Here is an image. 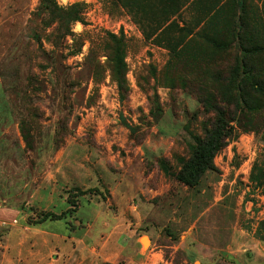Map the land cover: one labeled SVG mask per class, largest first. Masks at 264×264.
<instances>
[{
    "label": "rangeland",
    "instance_id": "374dc122",
    "mask_svg": "<svg viewBox=\"0 0 264 264\" xmlns=\"http://www.w3.org/2000/svg\"><path fill=\"white\" fill-rule=\"evenodd\" d=\"M54 1L47 24L40 0H0V260L264 264V108L257 131L230 123L197 186L175 178L215 119L207 102L237 95L242 46L264 79V0ZM80 2L83 24L58 21Z\"/></svg>",
    "mask_w": 264,
    "mask_h": 264
},
{
    "label": "trees",
    "instance_id": "16d2710c",
    "mask_svg": "<svg viewBox=\"0 0 264 264\" xmlns=\"http://www.w3.org/2000/svg\"><path fill=\"white\" fill-rule=\"evenodd\" d=\"M114 2H120V0H114ZM83 4L74 3V6L64 13L58 21L67 25L71 23L83 24ZM38 11L40 15L46 16V23H51L58 19L57 11L58 7L54 0H40ZM43 19V16L42 18ZM111 40L114 43V47L111 50L109 61L111 63V78L117 83L118 89L121 91L124 86L125 75V61L124 51L122 46V32L120 30L119 36L110 35ZM243 39L240 36V40ZM211 45L217 49H226V45L217 42L215 40H209ZM240 59L236 62V67L233 71L236 78V82L239 86H233L235 90V96L225 103V106L210 104L211 109L215 113V119L207 130L203 139H197L193 146L189 157L183 161L179 171L175 178L176 180L189 188H194L200 182L201 177L207 172L214 170L213 160L216 154L226 145L233 133V127L231 122H236L239 125L248 124L253 126V131H257L254 128V118L259 116L264 108V104H253L243 98L242 86L249 85L251 89L258 95L264 97V79H259L255 73V66L252 60L260 52L259 48L241 47ZM234 83V82H233ZM231 95V94H229ZM246 109H242V106ZM234 107V110L228 108ZM236 105V106H235ZM238 108V110L236 109ZM241 108V109H240ZM254 115V116H253ZM245 122H242V121Z\"/></svg>",
    "mask_w": 264,
    "mask_h": 264
},
{
    "label": "crops",
    "instance_id": "0c3cea01",
    "mask_svg": "<svg viewBox=\"0 0 264 264\" xmlns=\"http://www.w3.org/2000/svg\"><path fill=\"white\" fill-rule=\"evenodd\" d=\"M76 1H79V0H76ZM112 1L114 2V0ZM80 3H83V2H80ZM0 223H3V221H0ZM10 263L12 264V262H9V260H6V259H3L2 261L0 260V264H10ZM33 263L34 262L32 261V263H29V264H33ZM37 264H39L38 261H37Z\"/></svg>",
    "mask_w": 264,
    "mask_h": 264
},
{
    "label": "bare ground",
    "instance_id": "6f19581e",
    "mask_svg": "<svg viewBox=\"0 0 264 264\" xmlns=\"http://www.w3.org/2000/svg\"><path fill=\"white\" fill-rule=\"evenodd\" d=\"M143 243H144L145 245H147V243H148L147 239H144V240H143Z\"/></svg>",
    "mask_w": 264,
    "mask_h": 264
}]
</instances>
